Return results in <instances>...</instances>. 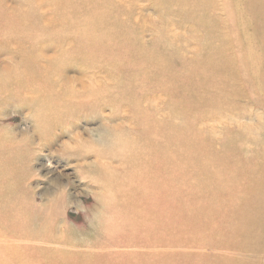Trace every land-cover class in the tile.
Wrapping results in <instances>:
<instances>
[{"label":"rangeland","instance_id":"obj_1","mask_svg":"<svg viewBox=\"0 0 264 264\" xmlns=\"http://www.w3.org/2000/svg\"><path fill=\"white\" fill-rule=\"evenodd\" d=\"M0 80V264H264V0H0Z\"/></svg>","mask_w":264,"mask_h":264},{"label":"bare ground","instance_id":"obj_2","mask_svg":"<svg viewBox=\"0 0 264 264\" xmlns=\"http://www.w3.org/2000/svg\"><path fill=\"white\" fill-rule=\"evenodd\" d=\"M93 14H94V13H93ZM89 15H90V14H89ZM96 15H97V14L95 13V16H96ZM97 16H98V15H97ZM97 16H96V17H97ZM102 16H103V15H102ZM97 18H98V17H97ZM103 18H104V17H103ZM106 18H108V17H106ZM97 20H99V19H97ZM104 21H105V20H104ZM98 22H99V21H98ZM94 23H95V22H94ZM101 23H102V21H101ZM103 24H104V22H103ZM94 26H95V24H94ZM115 26H116V25H115ZM125 27H126V26H125ZM121 28H123V26H121ZM79 29H80V28H79ZM119 29H120V27H119ZM92 31H93V29H92ZM95 31H96V29H95ZM90 32H91V31H90ZM111 32H113V31H111ZM123 32H124V31H123ZM26 33H27V32H26ZM26 33H25V35L28 36V34H26ZM88 33H89V32H88ZM120 33H121V32H120ZM86 34H87V33H86ZM90 35H91V34H90ZM87 36H88V35H87ZM75 37H76V36H75ZM86 38H87V37H86ZM112 38H113V37H112ZM114 38H116V40H115V39H112V41L115 40L116 43L119 42V40H117V37H114ZM28 39H29V38H28ZM85 40H87V43H88V39H85ZM89 40H90V39H89ZM110 40H111V39H110ZM102 43H103V41H102ZM116 43L114 44L115 47H116ZM89 45H90V44H89ZM113 47H114V46H113ZM110 48H112V46H111ZM134 49H135V48H134ZM141 49H142V48H141ZM137 50H139V49H137ZM115 51H117V47H116V50H115ZM145 51H146V50H144V52H143V51H142V52L145 54V53H146ZM111 52H112V51H111ZM138 52H139V51H138ZM138 52H136V53L134 52V53L137 55ZM142 52H140V55H141V56L143 55ZM152 52H153V51H152ZM112 53H113V52H112ZM116 53H117V52H116ZM129 53H130V51H129ZM131 53H132V51H131ZM134 53H133V54H134ZM114 54H115V53H114ZM149 54H150V53H149ZM153 54H154V53H153ZM110 55H111V54H110ZM147 55H148V52H147ZM145 56H146V54H145ZM148 56H150V55H148ZM148 56H147V57H148ZM138 57H140V56H138ZM147 57H146V58L144 57V59H148ZM141 58H142V57H141ZM151 59H152V58H151ZM147 61H148V60H147ZM186 65H187V64H186ZM186 65H185V66H186ZM192 66H193V65H192ZM180 67H181V65H180ZM155 68H156V67H155ZM185 68L188 69L189 67L187 66V67H185ZM193 68H194V67H193ZM191 69H192V67H191ZM193 70H194V69H193ZM23 72H24V71H23ZM181 72H182V71H181ZM7 74H8V73H7ZM188 74H189V73H188ZM193 74H194V72H193ZM10 75H11V74H10ZM14 75H15V73H14ZM16 75H18V74H16ZM191 75H192V73H191ZM7 76L9 77V75H7ZM7 76H6V77H7ZM11 76H12V75H11ZM11 76H10V77H11ZM23 76H24V75H23ZM27 76H28V75H27ZM175 76H176V74H175ZM28 77H29V76H28ZM178 77H179V76H178ZM1 78H2V77H1ZM14 78H16V77L14 76ZM14 78L11 77L12 80H17V79H14ZM22 78H23V77H22ZM179 79H180V78H179ZM1 80H2V79H1ZM1 80H0V81H1ZM29 80H30V79H29ZM2 81H3V80H2ZM18 81H19V79H18ZM1 83H2V82H1ZM19 83H20V82H19ZM193 86H194V85H193ZM193 86H192V87H193ZM205 87H206V86H205Z\"/></svg>","mask_w":264,"mask_h":264}]
</instances>
